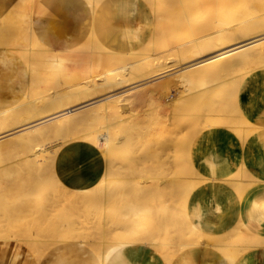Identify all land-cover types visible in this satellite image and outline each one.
I'll list each match as a JSON object with an SVG mask.
<instances>
[{
	"label": "bare ground",
	"instance_id": "obj_1",
	"mask_svg": "<svg viewBox=\"0 0 264 264\" xmlns=\"http://www.w3.org/2000/svg\"><path fill=\"white\" fill-rule=\"evenodd\" d=\"M80 1L86 20L109 0ZM143 1L153 32L136 51L111 49L90 22L75 46L53 47L33 22L0 48L25 79L20 98L0 93V240L38 259L70 241L101 264H264V178L249 162L207 177L192 160L207 128H226L251 162L264 141L263 112L245 111L264 79V0ZM75 141L105 157L89 189L55 172Z\"/></svg>",
	"mask_w": 264,
	"mask_h": 264
},
{
	"label": "crops",
	"instance_id": "obj_2",
	"mask_svg": "<svg viewBox=\"0 0 264 264\" xmlns=\"http://www.w3.org/2000/svg\"><path fill=\"white\" fill-rule=\"evenodd\" d=\"M83 9L80 0H41L33 9L29 8L27 0H0V48L15 46L23 41L33 22L56 48L69 42L72 46L80 43L84 29L89 26L88 22L92 24L97 37L103 43L119 52L139 50L147 43L153 32L152 13L143 0L105 1L96 14L86 20L81 19ZM14 54L15 62L23 64L16 53ZM24 80L22 70L11 75L8 67L0 59V93L6 101H11L14 94L18 98L21 97ZM11 85L14 86L13 90ZM258 89L261 95L251 96L245 111L254 113L261 110L264 114V79L259 82ZM198 140L201 145L193 151L195 155L192 156V160L204 176L224 175L222 173L224 166H227L229 171L237 172L238 168L247 167L249 162L252 166L248 164L250 172L258 179L264 178L263 140L256 143L255 159L252 162L247 159V155L243 158L237 154L236 151H240L242 145L224 127L207 128L198 135ZM230 148L232 151L229 154ZM224 152L228 153L227 158L222 155ZM241 153L243 154L242 151ZM223 159L226 160V165H223ZM105 168L103 152L84 141L65 145L56 156L55 172L61 181L72 189L84 190L94 187L100 181ZM263 190L264 185H261V191ZM209 218L211 223L214 221V224H217V214L211 213ZM253 254L258 256L259 253L256 251ZM0 264L101 263L87 245L66 241L52 246L38 259L25 243L3 239L0 240Z\"/></svg>",
	"mask_w": 264,
	"mask_h": 264
},
{
	"label": "rangeland",
	"instance_id": "obj_3",
	"mask_svg": "<svg viewBox=\"0 0 264 264\" xmlns=\"http://www.w3.org/2000/svg\"><path fill=\"white\" fill-rule=\"evenodd\" d=\"M164 30L166 31V33H170V32H172V30L169 28V27H167V26H164ZM162 39V38H161ZM160 39V40H161ZM76 58V57H75ZM80 58H82V57H80ZM77 59V58H76ZM83 59V58H82ZM225 95H223L222 94V96L220 97V98H218V100L216 101V102H219L218 104H220V103H222V101L223 102H225V100H226V98L224 97ZM222 100V101H221ZM137 108L139 107V109L142 107V105L140 104H138V105H135ZM207 113V112H206ZM51 191H52V189H51ZM22 210V209H21ZM21 210H19V211H17L16 210V212H21Z\"/></svg>",
	"mask_w": 264,
	"mask_h": 264
}]
</instances>
